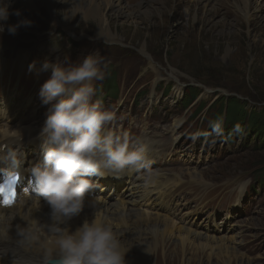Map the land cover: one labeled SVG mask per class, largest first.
I'll use <instances>...</instances> for the list:
<instances>
[{"label": "rangeland", "instance_id": "obj_1", "mask_svg": "<svg viewBox=\"0 0 264 264\" xmlns=\"http://www.w3.org/2000/svg\"><path fill=\"white\" fill-rule=\"evenodd\" d=\"M189 1L147 0L137 13L136 5L145 0H123L125 14L111 10L107 13L115 33L110 42L96 38L94 21L85 23L76 16L70 33L51 22L46 6L29 12L14 4L11 8L21 9L34 24L20 28L15 35L5 29L0 34V53L22 48L34 55L41 66L46 59L43 52L50 53L56 61L68 58L72 62L98 52L107 65L105 81L109 79L110 87L120 88L124 96L110 99L109 106L117 116L111 128L117 132L132 131L135 126L144 129L154 124L160 131L161 127L170 129L171 122L179 118L176 151L194 156L200 148L208 150L203 165L190 158L197 163L195 170L204 173L203 184L211 186L231 180L234 184L230 189L238 190L257 181L259 173L264 174V143L260 144L264 135L259 124L262 119L246 123L249 115L264 112V0H250V16H244L234 0L220 1L225 7L219 2L213 6L202 0ZM132 9L134 13L130 14ZM56 15L61 21L65 12L60 8ZM17 19L12 15L8 22L15 23ZM139 65L142 67L137 70ZM18 67L14 58L2 56L0 69L15 72ZM189 92L196 93L191 101ZM114 97L115 92L111 98ZM198 104L204 107L200 112V107L196 111ZM221 115L227 121L237 115L238 127H230L229 134L218 129ZM198 135L201 138L194 141ZM252 187L248 189L249 198L240 206L231 203V214L236 218L231 216L228 222L238 234L234 247L255 264H264V187L255 183ZM250 214L252 217L246 219ZM205 250L210 252L209 248ZM190 255L187 259H201L199 264H221L215 257L208 260L206 255ZM166 259L154 261L180 264L170 255Z\"/></svg>", "mask_w": 264, "mask_h": 264}, {"label": "clouds", "instance_id": "obj_2", "mask_svg": "<svg viewBox=\"0 0 264 264\" xmlns=\"http://www.w3.org/2000/svg\"><path fill=\"white\" fill-rule=\"evenodd\" d=\"M12 3L0 0V34L7 29L15 35L20 28L34 24L21 9H12ZM12 15L18 18L15 23L8 22ZM35 68V62L29 64V71ZM49 70L50 77L39 89L41 103L47 106L39 133L43 160L31 168L33 196L37 207L41 198L49 206V222L22 217L26 224H16L13 236L14 217L0 215V258L23 250L38 259L17 258L13 264H51L53 260L55 264H128L130 248L105 217L95 212L74 230L70 221L81 213L86 197L98 186L91 177H122L147 170L144 186L153 184L151 154L163 141L147 134L131 138L126 132L112 130L115 113L102 100L94 99L97 83L107 76V65L98 52L88 53L79 62L45 60L40 71ZM2 158L18 162L14 149ZM243 190L241 186V194ZM87 203L96 207V197Z\"/></svg>", "mask_w": 264, "mask_h": 264}, {"label": "bare ground", "instance_id": "obj_3", "mask_svg": "<svg viewBox=\"0 0 264 264\" xmlns=\"http://www.w3.org/2000/svg\"><path fill=\"white\" fill-rule=\"evenodd\" d=\"M131 1V0H129ZM147 0L143 4H137L135 12H141ZM194 2L195 0H190ZM189 1V2H190ZM206 5H215L216 2L229 0H202ZM179 3V2H178ZM19 4L27 11L38 12L40 6H46L51 14L52 23L56 26L62 25L63 28L71 33L73 21L76 16H80L81 20L85 23L94 21L96 24L95 36L98 39L105 41H112L115 39V33L112 30V23L109 20L107 13L111 10L118 15L126 13L125 4L123 0H13L12 5ZM164 4V3H162ZM180 5V3H179ZM177 5V7H179ZM192 3H189V6ZM236 8L243 13L244 16L250 14V0H234ZM212 6V7H213ZM225 7V4H221ZM62 9L65 12L63 19L60 21L56 15V10ZM141 9V10H140ZM190 9V7H189ZM110 11V12H111ZM134 10L130 11L133 14ZM143 12L148 16L147 10ZM151 68L153 67L152 62ZM142 65L137 66L139 70ZM45 74V71H40ZM154 72H158L154 69ZM131 75H133L131 73ZM176 89L180 91V88L176 85ZM10 110L1 109L0 119L5 121L0 128V142L14 143L16 142L17 135H30L31 131L28 128H20L19 126L13 127L9 122ZM180 119L176 118L171 122L170 132L174 135L176 129L180 126ZM173 142L177 141L176 136L173 138ZM169 153L171 151L169 150ZM152 154L156 156L159 152L154 151ZM184 169L179 171L182 174V178L193 179L199 183H203V172L195 170ZM163 176V175H162ZM111 175L105 177H97L102 187L107 184V179ZM169 181V179H167ZM162 182L164 185L167 183L161 179L155 178V185L158 187ZM214 184V183H213ZM232 184L231 181H227L223 184L224 187ZM221 186H215L214 190ZM151 194V191L146 195ZM94 198V197H92ZM86 199L85 207L81 213L74 217L70 221V226L74 230L85 219H92L95 212L99 216H103L113 226L114 231L120 234L124 244L129 247V251L126 255L128 264H156L154 259L160 258L162 262L167 260V256L170 255L173 260H178L180 264H199L201 259H195L194 257L188 258L190 254L198 253L199 255H206L208 260L211 257H215L221 264H255L253 259L247 257L245 254L239 252L233 244H235L238 234L232 226H226L221 231H205L200 229H193L191 226H185L176 220V213H160L158 211L149 212L146 208H139L137 205H143L144 201L140 194H127L126 191L122 192V197L116 201L111 198L105 199L104 196L96 197L97 206L93 207L87 203ZM151 204V203H150ZM185 206L180 203V207ZM182 210V208H180ZM50 208L46 202H37L33 198L21 196L16 205L3 209L0 207V215L7 217H14L12 220L13 227L10 229V233L15 236L16 224H26V221L22 217H32L39 220L41 223L49 222ZM191 214V212H189ZM238 239V238H237ZM240 244V243H239ZM236 244V245H239ZM210 249V252L205 253V249ZM205 250V251H204ZM200 257V256H199ZM31 259L37 260L38 257L33 256L30 252L23 250L19 252H8L2 258H0V264H13V260ZM207 260V261H208ZM208 263V262H207Z\"/></svg>", "mask_w": 264, "mask_h": 264}, {"label": "snow or ice", "instance_id": "obj_4", "mask_svg": "<svg viewBox=\"0 0 264 264\" xmlns=\"http://www.w3.org/2000/svg\"><path fill=\"white\" fill-rule=\"evenodd\" d=\"M17 176L0 183V203L4 205H11L15 202L17 196L16 184L18 181Z\"/></svg>", "mask_w": 264, "mask_h": 264}, {"label": "trees", "instance_id": "obj_5", "mask_svg": "<svg viewBox=\"0 0 264 264\" xmlns=\"http://www.w3.org/2000/svg\"><path fill=\"white\" fill-rule=\"evenodd\" d=\"M190 94L189 95H187V97H188V99H189V101H191V100H193V97H194V95L196 94V93H194V92H189ZM236 105L235 104H231V107H235ZM224 109V108H223ZM226 109H227V105H226ZM237 109V108H236ZM227 111H228V109H227ZM227 111H224V112H227ZM254 114H257V113H254ZM237 115H234V116H232L233 117V119L230 121V123H232V124H236L237 123V120H235V119H237V117H236ZM259 117L262 119V120H260V123L259 124H261V126H260V128L262 129V131H263V135H264V112H259V116L258 115H255V116H253V117H251L250 115H249V118L247 119V121H246V123L249 125V124H251L252 123V121L253 120H259ZM262 143H264V138H262V140H261V143L260 144H262Z\"/></svg>", "mask_w": 264, "mask_h": 264}]
</instances>
